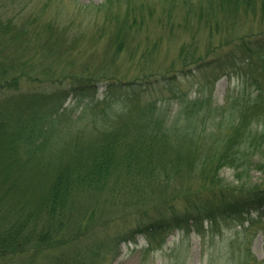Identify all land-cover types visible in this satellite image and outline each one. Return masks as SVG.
<instances>
[{"label":"trees","instance_id":"obj_1","mask_svg":"<svg viewBox=\"0 0 264 264\" xmlns=\"http://www.w3.org/2000/svg\"><path fill=\"white\" fill-rule=\"evenodd\" d=\"M1 1L0 6L15 3ZM224 1L225 7L233 10L238 2ZM34 2L19 0V6ZM37 2L34 6L41 9L49 0ZM34 13L18 21L0 12V92L5 96L0 98L1 258L29 246L52 245L54 232L68 219L85 190L107 188L117 198L127 191L135 204L153 195L162 197V205L132 227L149 241L159 230L188 229L190 224L200 227L204 220L209 221L211 230L221 220L243 222L244 214L264 206V182L251 180L254 171L260 174L258 178L264 176V38L256 41L257 57L239 70V80L226 87L221 103L212 104L211 96L203 90L193 97L179 93L172 111L162 105L169 104L162 90L178 84L174 74L126 81L108 73L106 65L92 70L84 64L80 72L63 71L48 83L51 92L43 84L19 92L20 78H30V74L23 70L24 60L13 52L40 46L46 54L57 40L61 52H70L78 43L76 35L54 28L50 20L30 28L28 24L38 16ZM117 13L109 10L106 15L112 18ZM130 16L135 24L129 11L124 21L116 24L110 38L115 50L121 47L125 25L132 27ZM41 32L47 35L39 36ZM248 43L241 39L245 52H249ZM182 59L199 61L190 53ZM49 69L50 65L47 72ZM153 90L159 92L155 98L148 95ZM69 95L85 101L79 113L67 107H47ZM77 124L81 126L74 128ZM226 168L231 170L228 178L222 175ZM191 180L199 186L178 190ZM169 188L172 193L166 195ZM89 225L84 233L69 234L64 241L91 235ZM103 243L104 239L95 238L74 250L77 257L56 264H92L97 259L94 248ZM252 260L264 264V260Z\"/></svg>","mask_w":264,"mask_h":264},{"label":"rangeland","instance_id":"obj_2","mask_svg":"<svg viewBox=\"0 0 264 264\" xmlns=\"http://www.w3.org/2000/svg\"><path fill=\"white\" fill-rule=\"evenodd\" d=\"M43 1L46 0H35L32 6H19V0H14L12 6H0V12L20 21L30 18L35 10H41L34 13L38 16L28 24L30 28H39L50 20L54 28L65 29L68 36L76 35L78 43L70 52H61L59 40L46 54L41 52L40 46H30L17 54L13 52L24 60L23 70L30 74V78L25 75L20 78L19 92L42 84L51 92L48 84L54 82L51 79L56 80V76L65 71L80 72L84 64H88L92 70L106 65L108 73L126 81L143 82L145 76L174 74L178 84L162 90L163 96L169 99V104L162 105L171 107L172 111L177 106L179 93L193 97L203 90L211 96L212 104L221 103L226 87H232L239 80V70L248 67L257 57L256 41L264 38V0H238L234 10L227 9L224 0H112L110 4L105 0H49L46 7L34 6ZM3 2L8 5L12 0ZM109 10L118 11L117 16H107ZM126 11L135 17V24L130 16L132 27L128 29L125 25L121 47L115 50L110 38L119 20L124 21ZM46 35L41 32L39 36ZM241 39L249 42V52L243 50ZM1 44L0 39V47ZM186 53L199 61L184 62L182 58ZM227 53L233 57L226 58ZM102 88L100 86L99 90ZM174 89L177 91L173 92ZM158 93L153 90L148 95L155 98ZM3 94L0 92V98L5 97ZM97 96L100 97L101 92ZM84 102L69 95L61 103L52 102L47 107L51 110L67 107L79 113ZM77 126L81 125L74 128ZM230 173L226 168L222 175L227 177ZM259 175L252 172L251 180L264 182V176L260 179ZM185 182L178 190L199 186L195 180ZM110 191L107 188L85 190L68 219L59 225L57 233L54 232L52 245L29 246L19 253L0 257V264H56L60 259L77 257L74 250L82 249L95 238L104 239V243L94 248L97 259L92 264H247L246 259L249 264H259L252 257L264 260V206L244 214L243 222L225 219L211 230L209 221L204 220L200 227L190 224L188 229L159 230L149 241L143 234L132 231V227L153 214L152 211L162 205V197L153 195L135 204L126 190V194L118 198ZM170 191L169 188L166 195L172 193ZM88 223L93 237L82 235L74 242L64 241L69 234L84 233ZM131 237L134 240L126 239Z\"/></svg>","mask_w":264,"mask_h":264}]
</instances>
